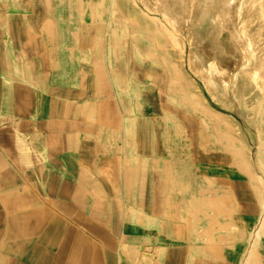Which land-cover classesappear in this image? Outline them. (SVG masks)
<instances>
[{
    "label": "crops",
    "instance_id": "crops-1",
    "mask_svg": "<svg viewBox=\"0 0 264 264\" xmlns=\"http://www.w3.org/2000/svg\"><path fill=\"white\" fill-rule=\"evenodd\" d=\"M8 2L10 3L7 8L10 24L0 29V37L6 39V43L0 44V202L3 204L5 217L9 212L22 214L21 223H16L14 226L12 241L16 227L24 223L25 214L33 207L31 205L35 204L33 203L35 201L29 194L27 200L20 202L19 209L11 211L9 209L11 195L9 194L14 189L10 188H14L20 179L36 181L37 186L44 192L45 198L39 206L46 209L50 219L47 229L42 230L36 239L40 245L44 244V246L49 240L50 248L40 249L38 245L34 255L24 254L22 257L25 259L16 257L17 261L13 260L11 253L0 252V264H69V260L67 262L64 256L65 252L62 251L67 244L72 247L71 252L74 255H79L77 261L72 264H107L104 257V245L110 247L118 245L117 253H122L121 258L118 256L114 259L110 255V264H130V260L122 252L124 242L129 245H139L148 254L153 253L159 245L166 246L167 252L162 264H188L191 227H178V223L184 222L175 220L174 215L163 218L161 233H159L155 229H147L144 225L131 222H129L131 224L125 223L122 227L116 216V202H105L104 204H110L108 210L106 205L104 208L93 207L99 203L90 195L103 190L110 197L116 196L123 217L127 220L125 198L128 191V179L126 173L119 177L124 189L122 196L125 200L122 203L121 198L111 190L106 180L96 175L98 163L94 160L99 156L98 148L100 150L102 146L99 144L97 148L95 141L84 138V133L75 140L73 134L78 137L80 130L71 128L68 124L53 125L50 112H42L39 108L40 102L48 104L58 90L65 92L70 86L80 91L82 89V70L87 66L82 63L84 49L79 39V30L84 20H93L89 0H34L33 5L28 8L27 3L23 1L17 3L15 0H8ZM18 10L28 12L29 26L19 15ZM115 27L113 25L111 28V32H115V35L111 36L110 33L107 35L108 56L111 46L109 38L112 37L114 41H118L116 38L118 28ZM130 46L126 43L122 47L118 46V49H112L114 61L108 59L113 66L126 74L128 72L130 74L131 71ZM118 52L122 55L129 52L127 61L122 60L124 56L120 58L116 55ZM119 58L120 62L117 63ZM109 69L111 71L110 66ZM40 91L42 93L45 91V95L43 94L45 97L41 94L42 99L39 98ZM115 94L119 101V92L115 91ZM119 104L121 106L120 101ZM141 108H144L142 101ZM148 108L147 106L144 114L151 118L153 114L147 115L150 114ZM122 109L121 107V112ZM137 114L143 115L142 112ZM125 115L127 114H123ZM157 132L159 130L154 129L152 125L146 130L149 136ZM41 134L44 135L43 140H41ZM68 135L74 139L68 140ZM123 140L125 141V137ZM154 155H148L147 158L142 159V171L137 175L135 183V186H138L134 190L136 200L131 201L136 208L147 214L165 217L169 212L176 213L178 205L176 207L174 202L168 201L167 194L172 185L166 184V175L162 171L166 157L162 154ZM85 168H88L86 170L89 173H85ZM90 174L96 176L92 177ZM166 179L170 180L167 177ZM75 193L79 196L87 195V198L84 197L83 200L86 209L78 210V213H92L91 224L87 221V224L82 225L79 220L76 223L64 212L63 207L58 205L57 208L60 211H56L48 204L49 199H52L66 206L65 198ZM78 217L80 219L79 215ZM81 217L85 221L84 216ZM238 222L240 223V220ZM6 226L7 221L1 231L0 241L5 235ZM86 227L92 228L93 233L86 230ZM80 229L93 238L94 243L98 244L101 250L97 249V253L94 251H92L94 253H85L83 249L76 247L75 233ZM121 234H126V237L125 241L120 243L118 238ZM228 244L229 241L221 243L227 246L226 249L222 246L220 252L198 254L193 264H239L243 253L241 250L229 251ZM100 251H103L102 255ZM26 256H28L27 259Z\"/></svg>",
    "mask_w": 264,
    "mask_h": 264
},
{
    "label": "bare ground",
    "instance_id": "bare-ground-1",
    "mask_svg": "<svg viewBox=\"0 0 264 264\" xmlns=\"http://www.w3.org/2000/svg\"><path fill=\"white\" fill-rule=\"evenodd\" d=\"M15 1L17 3L21 1L27 3V8L34 3V0ZM89 2L93 20H84L79 30V39L84 49L82 63L87 66L82 70L81 91L86 87L92 88L87 99L78 98V91L72 93L70 91L60 92L59 90L60 93L56 94L55 101L58 102L56 107L59 108L60 112L64 111L66 100L71 103L67 116L72 114L73 118L70 119L68 125L79 130L80 114L96 112L97 109L103 111L105 109L103 106H108V108L117 111L120 115V122L114 127L109 126L107 122L99 127V130L105 129L99 137L102 145L108 146L106 152L115 153L116 148L112 144L117 137L122 136L123 139L125 137V143L127 141L129 145L140 147V155L153 153L150 142L153 141L154 143V136H149L146 133L148 127L153 125L152 121L145 115L137 114L140 111L142 112L141 99L136 102L138 111H135L133 106L135 96L138 95V92L144 91L148 84L144 81L145 79H140L139 73L144 78L163 75L162 70L165 74L168 67H171L175 60L187 80L189 97L192 101H195L196 105L204 109L203 113H198L200 119L205 120L209 116H219L224 121L228 120L231 123L228 130L238 140L241 155L254 170V178L260 186L255 184V198L254 203H252L253 213L245 214L240 220L244 229L248 231V236L247 244H244L241 249L243 254L239 264H264V73L261 70L263 65L259 66L257 64L260 58L264 61V49H262L263 54H258L255 48L258 43L264 44V0H89ZM9 5L8 0H0V6L4 9L0 14V25L2 26L10 24L7 11ZM27 14V11H19V15L26 20L29 26ZM189 14L196 18L194 22L195 31L190 32L185 40L179 34L178 24L183 22L180 19L189 16ZM113 25L118 28L116 33L118 41H114L112 37L109 38L111 46L108 56L106 51L107 35L108 33L111 36L112 34L115 35V32H111ZM203 36L209 38V41L206 43L205 40L203 49L197 48L195 41ZM211 37L212 39H210ZM130 39L137 46L135 48L139 52L134 51L131 53V71L130 74L129 72L126 74L113 66L108 59H113L115 48L118 49V46H124ZM213 39L218 40L222 50L234 56V62L240 65L241 71L230 75L224 69L211 45ZM187 41L190 43V51L186 56ZM4 42L6 43L5 38ZM117 42L119 43L117 44ZM202 43L201 45H203ZM141 44L147 45L151 53L154 51L161 52V54L167 52V66L164 65L162 70L158 71L159 69L157 70L152 64L150 66L143 65L149 60L158 62L159 59H154V57L149 59L152 57L140 49ZM161 47H166V49L163 50ZM138 60L142 65L141 70L136 69ZM187 62L189 68H187ZM197 78L203 80V84L213 101L226 107H233L234 103L230 95L232 94L236 98L240 110L246 114L257 131L255 157L251 146L243 139L239 123L233 121L230 114L219 111L211 104ZM114 84L117 92H119L118 97L121 106L116 98ZM168 95V101L162 105L157 121L164 127L161 129V135L165 138V141L173 135L174 139L172 140L176 142L178 139H175V136L180 137L182 131L178 130L176 134H172L167 130L166 125H175L179 129L178 126L183 122L189 130L193 131L196 118L194 119L190 115V108L185 109L186 115L185 113L184 115L179 114L178 110H172V105H176L178 109H182L183 106L177 101L176 96ZM125 98L127 99L126 102L124 101ZM121 107L125 109L127 115L123 116ZM83 126L84 130L92 134V132H95L97 123L95 119H92L88 122L85 121ZM194 137L196 138V136ZM131 148L127 154L129 162L137 158L133 154V147ZM192 170V163L183 160V162H178L176 165L175 173L185 176L187 172L190 173ZM193 183V189L196 191V195L199 196V179L197 178ZM203 185H207L206 182ZM101 193H105V191L102 190ZM189 207L191 206L183 201L177 208L175 220L187 221L188 217L184 212ZM166 216L158 217L147 214L136 208L132 202H128L126 205L127 221L132 224L144 225L147 229H155L159 233H161L163 218H167ZM5 220L7 226L5 235L2 236L3 238L0 241V252H7L9 249L11 235L15 230L14 226L16 223H21L22 214L20 212H9ZM202 225L203 223L201 225L199 223L191 227L188 244V264H193L198 254H206L203 246L209 240L207 234L203 236L199 234L200 230L198 229ZM228 231V228H223L213 230L212 234L213 236L225 235ZM94 242V239L82 229L75 233L76 247L83 243L82 251L85 253L96 252L97 249L101 250V247ZM102 252L99 253L102 255ZM122 252L133 264H162L167 248L159 245L153 253L148 254L141 249V246L129 245L124 242ZM121 254H118L119 258H121Z\"/></svg>",
    "mask_w": 264,
    "mask_h": 264
},
{
    "label": "rangeland",
    "instance_id": "rangeland-1",
    "mask_svg": "<svg viewBox=\"0 0 264 264\" xmlns=\"http://www.w3.org/2000/svg\"><path fill=\"white\" fill-rule=\"evenodd\" d=\"M3 11L4 9L0 6V14ZM195 20L196 18L192 17L190 14L189 16L180 19V21L183 22H180L178 24L179 34L182 35L185 40L190 32L195 31ZM115 28L117 29V27ZM0 29H3L2 25H0ZM210 39H212V37ZM196 40H198L195 41V43H197V48L203 49V47H205V40L207 43L209 41V38L203 36L197 38ZM215 40L213 41V44L211 43V45L214 48V53L219 59V62L224 66V69H226L230 73V75L241 71L240 65L234 62V56L222 50L218 43V40H216L217 42ZM0 41H3L0 42V44L5 43L3 37H0ZM201 43L203 45H201ZM127 44L131 45V53H133L134 51L137 53L139 52L137 48H135L137 46L133 42H131V39ZM161 48L163 50L166 49V47ZM255 48L258 54H263L262 49H264V44L258 43L255 45ZM140 49L144 53H147L150 57H152L149 59H153V57L154 59H159L158 62H151L152 60H147L148 62L143 63V65L150 66L152 64L154 67H156L157 70L159 69L158 71L162 70V67L164 65L167 66V52H163V54H161V52L154 51L153 53H151L149 47L143 44H141ZM189 51L190 43L187 41L185 49L186 56L188 55ZM128 54L129 52L126 55H122L119 52L116 53V55H118L120 58L124 56V59H122L124 62L127 61ZM120 58L116 61L117 63L120 62ZM138 63L136 65V69L141 70L142 65ZM257 64L259 66L263 65L261 70L264 73V61L262 60V58L259 59V62ZM186 65L187 68H189L188 62ZM161 73L163 75H156L153 78H144L142 74L139 73L140 79H145L144 81L148 82V84L146 85L144 91L138 92V95L134 98L135 103H133L135 111H138L136 110L138 109L136 108L138 106L136 102L141 99L144 106V108L142 109L143 115H145L144 110H146L147 106L150 110V114L147 115L152 116L153 114V116L149 118V120L152 121V127L159 130V132L153 133L154 143L150 140L153 153L140 155V147H135L131 144L129 145L127 141L125 143L122 136L117 137V139H115L112 144V146L116 148V152H106V148L108 146L102 145V141L99 137V135L101 136L104 133L105 129L99 130V127H101V124H106V122L109 123V126H116L120 122V115L113 108H108V106H103L105 107L103 111L97 109L96 112H86V114H80V131L78 137L76 136V134H73V136L75 137V140H78L84 133V138L95 141L97 148L99 147V144L102 146V148L100 147V150L98 148L97 153L99 156H97V158L94 160L98 163V171L96 175L102 176V178L106 180V182L111 186V190H113V192L121 198L122 203H124L123 201L126 199V204L128 202H132V199L136 200V196H134L136 195L134 193V190L137 189L138 186H135V183L137 182V175L142 171V159L147 158L148 155L153 154H162L163 156H165L166 159L163 166L164 170L162 171L164 172V175H166V177L170 179L167 180L165 177L166 184H168V186L172 185L169 193L167 194L168 201L174 202L176 207L177 205L179 207V205L182 204L183 201L187 205L191 206L186 209L187 211L184 212V214H186L188 217L187 222L178 223L177 226L189 228L199 223L200 225L203 223V225L198 230H200L199 234L201 236L207 234L209 241L203 246L207 254L220 252V248L222 246H225L226 249L227 245H221V243L226 241H229V251L241 250L243 245L247 244L248 231L244 229L243 225L238 221L241 220V218L245 214L253 213L252 203H254L255 198V184L259 185V182L254 178V170L241 155V148L238 147L240 146V144L237 142L238 140H236V137H234V135H232L228 130V127H231V123L228 120L224 121V119L219 116H209L208 119L206 118L207 120L200 119L198 113H203L204 109L203 107L196 105L195 101H192L189 97V94L187 92V80L185 79V75L182 72V69L177 65V62L174 60V63L171 67H168L165 74L163 73V70ZM197 79L198 81H200L199 83L202 84L201 88L209 98L211 104L219 111L230 114L233 121L239 123L244 137L243 139H245L249 143L253 150V156L255 157V153L257 150V131L255 127L250 123V120L248 119L246 114L240 110L236 98L232 94H229L234 103L233 107H226L218 102H215L210 98L203 84V80L200 78ZM91 88L92 87H86L84 90L80 91L70 86L65 92L70 91L72 93H76L78 91V98L87 99L88 95L90 94L89 91L91 90ZM114 88L117 92V88L115 86ZM60 92L58 90L56 93H54L53 95L55 96H53V99L50 98L48 104H41L40 102L39 108L42 109V112H50V114L52 115L53 125L64 126L70 122V119L73 118V115L71 114L67 116L71 107V103L68 100L64 102V111L60 112L59 108L56 107V104L58 105V102L55 101L57 98L56 94ZM44 93L40 91L39 98H41V94L43 95ZM168 94L176 96L177 101L183 106L182 109H178L176 108V105H172V110H178L179 114L182 113V115H184L185 113L186 115L185 109L187 110V108H190V115L193 116L194 119L196 118L195 128L193 131L189 130L187 125H184L183 122L180 126H178L179 129L176 128L175 125H166L167 130L172 134H176L178 130L182 131L180 137L175 136V139H178L176 142L172 140L174 139L173 135L171 136V138L165 141V138H163L161 135V129H163L164 127L159 123V121H157L159 119L162 105L166 101H168ZM124 101L126 102L127 99L125 98ZM123 109V114H127L125 112V109L124 111ZM99 111H101V113H99ZM92 119L96 120L97 127L95 129V132H92L91 134L90 132L84 130L83 125L85 121L88 122ZM41 136V140H43L44 135L41 134ZM194 136H196L197 140ZM34 139L36 140V138ZM67 139L73 140L74 138L71 135H68ZM31 140H33L32 137ZM131 147H133V154H135L137 158L129 162L127 154L128 151L132 149ZM183 160L190 161L192 163L193 169L190 173L187 172L185 176H181L177 172L175 173L176 165L178 164V162H183ZM86 169L88 168H85V173H89ZM124 172L126 173L128 179V191L126 193L125 199L123 198V196H121L123 195L124 189L119 181L120 175ZM90 175L92 177L96 176L94 174ZM197 178L199 179L200 186L198 191L199 196L196 195L197 193L193 189V182L197 180ZM205 182L207 185H203L205 184ZM10 189H14V191L9 194L11 195V200L9 203V209L11 211L19 209L20 202L22 200H27L29 194H31V198H33L35 201L33 202L35 204L31 205L33 207H30L31 209L25 214L26 218L24 223H22L20 227H16L15 237L12 239L10 247L7 250L8 253H11L13 255V260L17 261L18 259H16V257L25 259L22 257L24 254H27L28 256L34 255L33 253L35 252L36 247L40 245L36 237L42 230L47 229L46 226L49 224L50 219L48 212H46V209L39 206L40 203L45 201V198L43 197L44 192L37 186L36 181L30 182L29 180L20 179L17 185H15L14 188ZM101 192L98 191L90 195L92 199H96L99 203L97 205H93V207L104 208V206L106 205L108 210L110 204L107 205L104 203L111 201L116 202V216L118 218L119 224L122 227L125 223L131 224L129 223V221L124 219L121 207L118 205V202L116 200V196L114 195L110 197L109 194ZM84 197L87 198V195L79 196L77 193H75L71 197L65 198L66 201L64 205L66 206H62L61 203H58L52 199H49L48 204L56 211H60L57 208L58 205L59 207H63L64 212L68 214L76 223L79 220L80 224L82 225L87 224V221L91 224L93 222L92 213H78V210L82 211L83 209H86L83 204ZM176 213L169 212L166 215L167 217H173L174 215L176 218ZM78 215L80 216V219ZM81 216H84L85 221L82 220L83 217ZM5 223V210L3 208V204L0 202V234L2 233L1 231H3ZM122 227L121 231L123 230ZM223 228L229 229V231L226 232L225 235L219 234L213 236V230ZM86 230L93 233L92 228L86 227ZM125 237L126 234H121L119 236L118 240L120 241V243L123 240L125 241ZM48 242L47 244H45V246L44 244L40 245V249H49L50 246L48 245ZM64 246L66 247L62 251L65 252L64 256L66 258V261L68 262L69 260V264L77 261L79 255H74L73 252H71L72 247L68 244ZM79 248L83 249V243L80 244ZM104 250V257L107 264H110V255L114 259L118 257V245H113L111 247L108 245H104ZM28 256H26V259L28 258ZM130 264H133V262H131Z\"/></svg>",
    "mask_w": 264,
    "mask_h": 264
}]
</instances>
